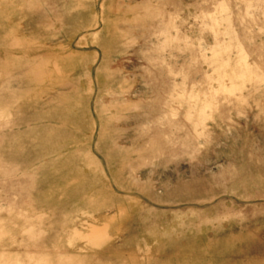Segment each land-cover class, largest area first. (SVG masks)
Returning <instances> with one entry per match:
<instances>
[{"label":"rangeland","instance_id":"1","mask_svg":"<svg viewBox=\"0 0 264 264\" xmlns=\"http://www.w3.org/2000/svg\"><path fill=\"white\" fill-rule=\"evenodd\" d=\"M0 264H264V0H0Z\"/></svg>","mask_w":264,"mask_h":264}]
</instances>
